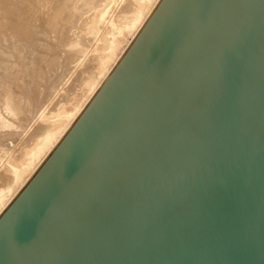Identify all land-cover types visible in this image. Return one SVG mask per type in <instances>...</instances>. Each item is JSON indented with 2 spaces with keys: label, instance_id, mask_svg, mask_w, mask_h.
<instances>
[{
  "label": "water",
  "instance_id": "obj_1",
  "mask_svg": "<svg viewBox=\"0 0 264 264\" xmlns=\"http://www.w3.org/2000/svg\"><path fill=\"white\" fill-rule=\"evenodd\" d=\"M0 264H264V0H159L1 212Z\"/></svg>",
  "mask_w": 264,
  "mask_h": 264
},
{
  "label": "bare ground",
  "instance_id": "obj_2",
  "mask_svg": "<svg viewBox=\"0 0 264 264\" xmlns=\"http://www.w3.org/2000/svg\"><path fill=\"white\" fill-rule=\"evenodd\" d=\"M159 0H0V214Z\"/></svg>",
  "mask_w": 264,
  "mask_h": 264
}]
</instances>
